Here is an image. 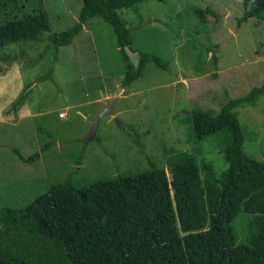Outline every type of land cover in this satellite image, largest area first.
<instances>
[{
  "label": "rangeland",
  "instance_id": "obj_1",
  "mask_svg": "<svg viewBox=\"0 0 264 264\" xmlns=\"http://www.w3.org/2000/svg\"><path fill=\"white\" fill-rule=\"evenodd\" d=\"M42 2L52 33L71 28L83 5ZM36 9L28 0L25 14ZM118 13L131 29L133 52L170 61L168 71L147 64L139 80L124 86L116 36L100 18L89 20L57 59L47 49L48 34L0 49V211L25 208L66 179L86 187L152 169L169 173L182 156L209 161L218 173L227 168L220 153L226 136L197 142L188 118L197 110L217 115L229 100L262 85L264 21L239 28L242 0H145ZM120 87L113 117L102 119L88 142L94 120ZM236 113L245 153L264 163V93ZM15 151L38 159L25 163ZM234 227L240 244L241 218Z\"/></svg>",
  "mask_w": 264,
  "mask_h": 264
},
{
  "label": "trees",
  "instance_id": "obj_2",
  "mask_svg": "<svg viewBox=\"0 0 264 264\" xmlns=\"http://www.w3.org/2000/svg\"><path fill=\"white\" fill-rule=\"evenodd\" d=\"M28 0H0V49L49 35L48 51L58 58L94 18L112 27L123 60V85L139 80L147 64L168 71L170 62L138 53L133 63L131 29L118 11L145 0H82L77 22L52 33L42 0L26 15ZM240 28L264 21V0H242ZM212 14L217 17L216 13ZM135 52V51H134ZM261 86L229 100L217 115L194 111L188 122L197 142L217 133L227 168L218 173L182 156L164 168L97 179L89 186L66 179L25 208L0 211V264H264V163L244 151L245 135L236 109L254 103ZM17 156L33 163L38 155ZM242 219V242L235 224Z\"/></svg>",
  "mask_w": 264,
  "mask_h": 264
},
{
  "label": "water",
  "instance_id": "obj_3",
  "mask_svg": "<svg viewBox=\"0 0 264 264\" xmlns=\"http://www.w3.org/2000/svg\"><path fill=\"white\" fill-rule=\"evenodd\" d=\"M126 52L128 56L131 58V60L139 56L138 54H135L133 51H131L129 48H126ZM123 91H124V88L120 87L119 90L115 93V95L109 99L104 109L100 112V114L94 120L88 142H91L96 139L101 120L104 118L113 117V110L115 108V105L119 101V99H121L120 95L121 93H123ZM115 122L120 129L128 130V128L124 124H122L119 120L115 119Z\"/></svg>",
  "mask_w": 264,
  "mask_h": 264
},
{
  "label": "crops",
  "instance_id": "obj_4",
  "mask_svg": "<svg viewBox=\"0 0 264 264\" xmlns=\"http://www.w3.org/2000/svg\"><path fill=\"white\" fill-rule=\"evenodd\" d=\"M111 27V26H110ZM112 28V27H111ZM113 30V29H112ZM114 33V32H113ZM150 54V53H149ZM153 55V54H152ZM161 58V57H160ZM164 60V59H163ZM165 61H167V60H165ZM168 62H170V61H168ZM122 74H124V70H123V72H122ZM104 97V96H103Z\"/></svg>",
  "mask_w": 264,
  "mask_h": 264
},
{
  "label": "built area",
  "instance_id": "obj_5",
  "mask_svg": "<svg viewBox=\"0 0 264 264\" xmlns=\"http://www.w3.org/2000/svg\"><path fill=\"white\" fill-rule=\"evenodd\" d=\"M59 117H64V115L60 114Z\"/></svg>",
  "mask_w": 264,
  "mask_h": 264
},
{
  "label": "flooded vegetation",
  "instance_id": "obj_6",
  "mask_svg": "<svg viewBox=\"0 0 264 264\" xmlns=\"http://www.w3.org/2000/svg\"><path fill=\"white\" fill-rule=\"evenodd\" d=\"M81 184V183H80Z\"/></svg>",
  "mask_w": 264,
  "mask_h": 264
}]
</instances>
